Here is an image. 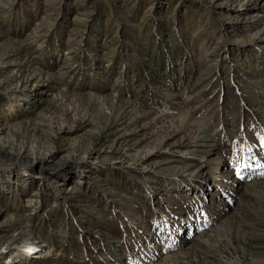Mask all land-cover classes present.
I'll use <instances>...</instances> for the list:
<instances>
[{"label": "rangeland", "instance_id": "obj_1", "mask_svg": "<svg viewBox=\"0 0 264 264\" xmlns=\"http://www.w3.org/2000/svg\"><path fill=\"white\" fill-rule=\"evenodd\" d=\"M209 1L0 0V119L7 137L52 151L60 162L51 182L67 185L70 198L82 179L68 154L100 149L108 171L99 178L122 203L114 216L90 199L79 209L61 202L50 216L54 191L45 192L37 211L21 194L22 173L12 175L19 185L5 193L1 179L0 225L7 231L0 232V264H159L180 249L172 234L185 229L182 216L192 217L201 234L220 227L202 238L213 246L209 255L232 258L234 248L246 247L251 256L260 251L264 264V182L239 200L237 219L223 226L215 196L168 192L160 179L150 183L149 173L110 165L120 158L138 165L162 142L186 143L196 122L218 140L228 137L222 159L232 158L238 178L264 180V49L247 46L256 28L223 24ZM228 1L239 9L245 0ZM36 84L46 95L35 107L29 91ZM100 132L112 134L102 140ZM168 157L158 154L145 166L171 167ZM157 189L171 210L152 204ZM24 223L28 234L20 236ZM84 230L105 236L82 237ZM150 233L162 238L153 244ZM29 244L46 249L32 254ZM203 251L196 249L193 264H218Z\"/></svg>", "mask_w": 264, "mask_h": 264}, {"label": "bare ground", "instance_id": "obj_2", "mask_svg": "<svg viewBox=\"0 0 264 264\" xmlns=\"http://www.w3.org/2000/svg\"><path fill=\"white\" fill-rule=\"evenodd\" d=\"M207 8L215 19L221 21L225 25H230L241 30L242 32L252 27L256 28L258 30L256 32L257 34H254L255 36L252 37V41H250L247 46H251L259 51L264 49V0H245L242 8L239 9L233 8L228 0H210ZM29 93L35 107L39 106L38 104L42 102L41 99L46 95L41 84L34 85ZM262 95L264 96V93H262ZM194 123L197 125L196 134L186 143L162 142L159 145L157 144L158 146L148 151L144 161L138 165L130 164L126 159L121 158L119 161L111 163L110 165L114 170L149 173L150 177L147 178L149 182L154 184L157 183L156 180L160 179L165 186V191L167 190L168 192H172L173 190H192L196 193L194 196L198 199L215 196L213 206L215 205L216 207L215 210L222 220V225L226 226L229 225L231 221L237 219L238 213L236 211H238L240 205L239 200L249 195L253 189L257 185L263 183L264 180L246 184L244 179L238 178L234 171L232 158L227 161L222 159L223 150L226 146L228 137H222L223 140H218L214 132L209 131L202 124ZM115 125L118 126L120 124L116 122ZM9 132L10 129L6 126V123L0 119V180H4L6 185L2 192L5 193L14 185L17 186V183L19 185V182L25 183L26 187L22 190L21 194L27 198L29 205H36L35 209L39 211L42 208L41 203L43 196L45 192L50 189L55 192V199L58 201L56 205H53L46 211L50 216L59 210L63 202L71 209H79L83 204L88 203L87 199H90L89 202L91 203L104 205L108 211H110L109 213L114 216L121 213V201L117 199L114 193L106 189V185L99 178L103 171H108V169L105 168L108 167V164L100 159L102 154L100 149L91 148L83 156L76 155L77 157L73 153L68 154V157L71 158L74 163L73 166L79 170L81 169L79 172H81L80 176L82 179L75 187L77 196L70 198V190L67 185L62 183L58 184L56 181L51 182V176L57 174L59 169L57 164L60 162H54L53 152L42 149V147L36 144H15L14 141L8 138L10 135ZM110 134L112 133L100 132L98 136H100L102 140H105ZM58 151L62 153L64 149L61 147ZM92 153L96 154L99 158L91 159L90 155H92ZM158 154L169 156L168 158L170 159L168 163L171 167L155 169L151 168V166H145L146 162ZM244 170L246 172L247 168ZM14 173H22L24 178H18L19 182L13 181L12 175ZM157 190L156 193L150 195L152 204L154 206L163 204L166 208L171 210L168 202L162 197V192H164V190ZM3 215L4 210L0 208V217ZM161 216L168 219V216L164 215V213H161ZM180 221H182V227L188 229V231L180 229L178 235L176 234L173 236L172 234V238L178 243V248L180 249L175 255L165 258L162 257L163 260L161 259L162 261L159 264H193L197 261V257L194 254L196 249H203L208 257L215 259L218 264H259L260 256L258 253L260 251L258 252L255 250L254 252H256V255L251 256L252 254H249V248L246 247L234 248L235 256L232 258L218 255L214 256L213 254L209 255L213 246L211 247L209 243L203 242L202 238H204L205 235H210L211 232L216 231L220 227H217L214 231H210L209 233L204 232V234H201L194 228L195 220L192 217L182 216ZM4 224L5 223L2 222L0 225L1 233L7 231L6 225ZM27 227L28 224H22L23 230L20 236L28 234ZM149 235L154 241L153 244L158 243L162 238L160 234L156 233H150ZM179 235L184 236L180 237ZM83 236L86 238H91L93 236L99 238L105 235L99 230H84L82 232V237ZM111 243L117 244L116 241H111ZM233 247L234 244H232V242L230 244L229 242V244L225 246V249L230 251ZM43 249H46V247H41L38 251L34 244L26 246V250L32 254L36 252L39 254L43 252L41 251ZM189 253L194 255L189 256ZM248 254L251 256L249 262ZM125 261L126 259L119 253L117 255V262L124 263Z\"/></svg>", "mask_w": 264, "mask_h": 264}]
</instances>
